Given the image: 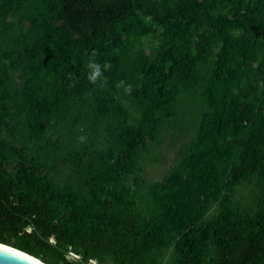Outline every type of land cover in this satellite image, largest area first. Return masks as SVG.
I'll use <instances>...</instances> for the list:
<instances>
[{"label":"trees","instance_id":"1","mask_svg":"<svg viewBox=\"0 0 264 264\" xmlns=\"http://www.w3.org/2000/svg\"><path fill=\"white\" fill-rule=\"evenodd\" d=\"M183 134L161 179L137 174ZM0 243L264 264V0H0Z\"/></svg>","mask_w":264,"mask_h":264},{"label":"rangeland","instance_id":"2","mask_svg":"<svg viewBox=\"0 0 264 264\" xmlns=\"http://www.w3.org/2000/svg\"><path fill=\"white\" fill-rule=\"evenodd\" d=\"M183 137L179 138V141L174 145L169 144V139H166L162 146L159 148H153L152 152L153 155L156 157L154 158H146L140 160L138 162L139 170H137V174L144 177L146 180H159L161 179L172 166L174 159H175V151L179 147L180 141L187 139L186 134H183ZM66 170L62 169L57 174H55V178L65 177ZM249 186L243 185L237 191L235 195V199L241 200L245 196L247 197L249 194Z\"/></svg>","mask_w":264,"mask_h":264},{"label":"water","instance_id":"3","mask_svg":"<svg viewBox=\"0 0 264 264\" xmlns=\"http://www.w3.org/2000/svg\"><path fill=\"white\" fill-rule=\"evenodd\" d=\"M4 246L11 250L5 251L3 249H0V264H44L40 260L20 250H17L7 245Z\"/></svg>","mask_w":264,"mask_h":264},{"label":"clouds","instance_id":"4","mask_svg":"<svg viewBox=\"0 0 264 264\" xmlns=\"http://www.w3.org/2000/svg\"><path fill=\"white\" fill-rule=\"evenodd\" d=\"M88 68L91 70L88 75V80L90 82H96L98 78L101 77V65L97 63L94 59L88 61ZM105 67H108V65H105ZM81 140H84V137H80ZM76 258H78L76 256ZM86 264H99L95 260H89Z\"/></svg>","mask_w":264,"mask_h":264},{"label":"snow or ice","instance_id":"5","mask_svg":"<svg viewBox=\"0 0 264 264\" xmlns=\"http://www.w3.org/2000/svg\"><path fill=\"white\" fill-rule=\"evenodd\" d=\"M0 249H3L5 251H10L11 249L6 248L3 244H0Z\"/></svg>","mask_w":264,"mask_h":264}]
</instances>
